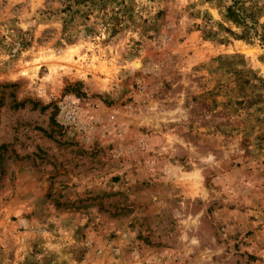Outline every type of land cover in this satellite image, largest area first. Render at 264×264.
<instances>
[{
  "label": "rangeland",
  "instance_id": "rangeland-1",
  "mask_svg": "<svg viewBox=\"0 0 264 264\" xmlns=\"http://www.w3.org/2000/svg\"><path fill=\"white\" fill-rule=\"evenodd\" d=\"M0 264H264V0H0Z\"/></svg>",
  "mask_w": 264,
  "mask_h": 264
}]
</instances>
